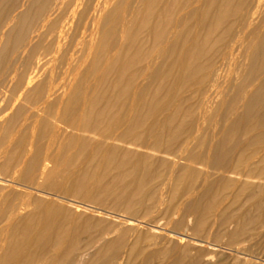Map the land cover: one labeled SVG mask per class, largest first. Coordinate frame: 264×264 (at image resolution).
Here are the masks:
<instances>
[{"label":"bare ground","instance_id":"1","mask_svg":"<svg viewBox=\"0 0 264 264\" xmlns=\"http://www.w3.org/2000/svg\"><path fill=\"white\" fill-rule=\"evenodd\" d=\"M80 201L206 248L83 249ZM261 229L264 0H0V264H222Z\"/></svg>","mask_w":264,"mask_h":264},{"label":"rangeland","instance_id":"2","mask_svg":"<svg viewBox=\"0 0 264 264\" xmlns=\"http://www.w3.org/2000/svg\"><path fill=\"white\" fill-rule=\"evenodd\" d=\"M63 207L73 217L72 220L78 227L80 234L79 245L83 249L89 250L93 248V245L100 246L101 243L119 241L123 254L133 253L138 259L142 253L150 251L161 244L165 246H170L171 243L184 245L190 241V239L180 236L182 231H169L166 227L165 220L160 219L158 213H153L150 216L132 215L133 213H126L121 208L113 206L109 202L98 205L80 201L74 204V206L63 203ZM260 231L259 236L256 235L253 240L249 241V243L247 242L248 244L243 242L239 244L240 246H233L234 248L223 245L227 249L223 246V248L210 247L212 249H209V251L215 253L213 254L214 258L211 259V262L215 263L221 260L223 262L222 264H226V262L227 264H242L243 260L250 259L249 261H252L254 264H264V229ZM181 239L183 240L181 241ZM193 239L189 244L192 248V254L197 249H203V244L205 245L204 249L206 248V243L201 244L197 242L196 238L195 240ZM123 246L125 247L123 248ZM233 249L234 251H232ZM237 249L238 251L235 252Z\"/></svg>","mask_w":264,"mask_h":264}]
</instances>
